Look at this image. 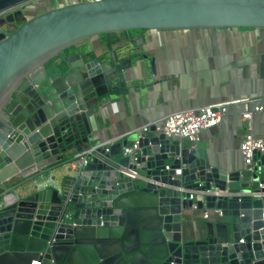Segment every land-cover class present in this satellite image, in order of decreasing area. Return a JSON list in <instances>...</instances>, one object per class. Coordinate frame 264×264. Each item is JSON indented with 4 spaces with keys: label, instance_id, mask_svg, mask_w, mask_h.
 <instances>
[{
    "label": "water",
    "instance_id": "95a60500",
    "mask_svg": "<svg viewBox=\"0 0 264 264\" xmlns=\"http://www.w3.org/2000/svg\"><path fill=\"white\" fill-rule=\"evenodd\" d=\"M37 1L0 0V16ZM204 29L264 30V0L83 1L0 29V264H264L262 166L214 167L207 143L153 126L136 133V161L126 141L98 146L60 184L5 192L74 151L110 96L108 62L62 53L107 34ZM192 192L217 219L187 233Z\"/></svg>",
    "mask_w": 264,
    "mask_h": 264
},
{
    "label": "crops",
    "instance_id": "0c3cea01",
    "mask_svg": "<svg viewBox=\"0 0 264 264\" xmlns=\"http://www.w3.org/2000/svg\"><path fill=\"white\" fill-rule=\"evenodd\" d=\"M110 40L115 41L112 46ZM75 53L88 60L98 58L115 69L108 77L110 96L91 117L90 134L77 137L74 151L62 153L60 161L53 158L51 165L26 178L16 176L5 184L10 201L60 184L69 174V162L91 146L121 136L118 142L126 141L128 147L135 141L138 126L182 108L231 103L221 124L200 135V141L208 144V161L214 167L240 166L238 147L247 131L264 138V30L118 33L83 40L62 55ZM245 102L262 108L251 122L239 115ZM202 213L191 214L185 224L187 233L217 219L207 211L211 220H203Z\"/></svg>",
    "mask_w": 264,
    "mask_h": 264
},
{
    "label": "built area",
    "instance_id": "2783aa9c",
    "mask_svg": "<svg viewBox=\"0 0 264 264\" xmlns=\"http://www.w3.org/2000/svg\"><path fill=\"white\" fill-rule=\"evenodd\" d=\"M83 1H95V0H41L38 3L32 4L29 10H24V19H29L34 15L39 14L45 10L51 8H58L65 5L83 2ZM45 2V4H44ZM229 101H221L215 104L192 106L189 108L178 109L169 113H166L163 117L151 120L138 126L136 133L138 137H142L149 130L150 127H155L156 131L165 135L169 140H176L180 142H188L191 145L200 141V135L203 131L217 127L221 124L224 118L229 113ZM244 110L240 115L241 120L251 122L255 113L262 111L261 107H249L248 103H244ZM239 118V117H238ZM121 139V136L113 137L112 139L103 141L99 145L91 147L80 154L76 155L69 162V169L75 173L81 171L86 165V157L91 154L96 147L106 146L109 147L115 144ZM137 141L133 142L128 147L122 148V155L129 156L131 161H136L135 153L138 150ZM238 153L241 158L240 166L253 170L257 166L261 165L260 178H264V138L256 136L250 130L246 132L242 138ZM167 169V168H166ZM181 171L177 170L176 175H180ZM264 188V186H260ZM206 192H192L189 195V200L192 201L191 210L193 213L199 212L197 208V202H202L204 194ZM211 213V212H210ZM218 214L217 212H215ZM211 214L207 212L202 213L203 220H209ZM31 264H40L39 261H32Z\"/></svg>",
    "mask_w": 264,
    "mask_h": 264
},
{
    "label": "rangeland",
    "instance_id": "374dc122",
    "mask_svg": "<svg viewBox=\"0 0 264 264\" xmlns=\"http://www.w3.org/2000/svg\"><path fill=\"white\" fill-rule=\"evenodd\" d=\"M27 6H31V5L28 4ZM24 8L25 7L23 6V7H20L19 9H17L16 11H12V12H9V13L1 15L0 16V29L4 30V31H11L12 30V25L11 24H13V23L10 22L9 16L10 15H14L15 16L17 14H21L22 18L24 19V17H23V12L25 10ZM3 195H4V192H1L0 201H1V197Z\"/></svg>",
    "mask_w": 264,
    "mask_h": 264
},
{
    "label": "trees",
    "instance_id": "16d2710c",
    "mask_svg": "<svg viewBox=\"0 0 264 264\" xmlns=\"http://www.w3.org/2000/svg\"><path fill=\"white\" fill-rule=\"evenodd\" d=\"M9 18H10V22L13 23V24H11L12 25V30H14L15 28H17L19 25H21L24 22V19L22 18V15L21 14H17L15 16L14 15H10ZM121 34H124V33H121ZM112 35H114V34L102 35L99 38L100 39L109 38ZM114 43H115L114 40H110L108 42V45L109 46H112ZM52 61H54V60H52ZM117 74L119 76L120 70H118V73Z\"/></svg>",
    "mask_w": 264,
    "mask_h": 264
},
{
    "label": "bare ground",
    "instance_id": "6f19581e",
    "mask_svg": "<svg viewBox=\"0 0 264 264\" xmlns=\"http://www.w3.org/2000/svg\"><path fill=\"white\" fill-rule=\"evenodd\" d=\"M39 1H41V0H39ZM39 1H37V2H39ZM37 2H35V3H37ZM32 4H34V3H31V4H29V5H32ZM32 8V7H31ZM31 8H27L26 10H29V9H31ZM51 9H54V8H51ZM50 10V9H49ZM25 20V19H24ZM96 146V145H95ZM93 147V146H92ZM91 148V147H90ZM89 149V148H88ZM87 150V149H86ZM85 151V150H84Z\"/></svg>",
    "mask_w": 264,
    "mask_h": 264
}]
</instances>
